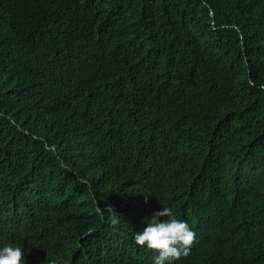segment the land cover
<instances>
[{
  "label": "trees",
  "instance_id": "1",
  "mask_svg": "<svg viewBox=\"0 0 264 264\" xmlns=\"http://www.w3.org/2000/svg\"><path fill=\"white\" fill-rule=\"evenodd\" d=\"M264 264V0H0V219L37 264ZM120 217L112 224L107 210Z\"/></svg>",
  "mask_w": 264,
  "mask_h": 264
},
{
  "label": "clouds",
  "instance_id": "2",
  "mask_svg": "<svg viewBox=\"0 0 264 264\" xmlns=\"http://www.w3.org/2000/svg\"><path fill=\"white\" fill-rule=\"evenodd\" d=\"M184 196L177 199L176 206L160 207L147 220V227L133 236V241L139 247L145 248L151 254L152 262L143 258L144 264H176L188 259L193 254L192 246L197 243V221H190L181 216L182 211L193 204L192 195L183 190ZM112 224H118L120 217L113 209L107 210ZM6 226L4 218L0 219V264H37L52 247L50 244L26 246L37 247L40 255L27 254L22 247L13 244V241H22L27 236V228H20L12 214V229L3 233Z\"/></svg>",
  "mask_w": 264,
  "mask_h": 264
}]
</instances>
